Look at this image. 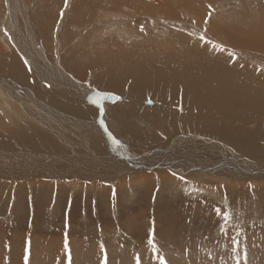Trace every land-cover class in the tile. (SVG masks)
Instances as JSON below:
<instances>
[{
	"label": "bare ground",
	"instance_id": "bare-ground-1",
	"mask_svg": "<svg viewBox=\"0 0 264 264\" xmlns=\"http://www.w3.org/2000/svg\"><path fill=\"white\" fill-rule=\"evenodd\" d=\"M216 4L68 0L65 7L64 0H0V34L3 29L9 34L0 40V74L17 82L20 96L85 100L77 112L91 116L96 111L94 125L111 142L91 145L104 151L102 163L86 161L82 155L94 151L81 148L80 141L75 142L78 150H69L70 137L47 131L0 95V117L11 125L0 138V152L19 148L30 155L19 161L15 154L18 162L6 170L0 162V173L53 177L54 167L66 166L64 177L110 182L132 172L168 174L167 169L176 168V176L212 188L222 181L263 180L264 21L247 11L216 13L210 19L211 9L226 5ZM0 78V90L13 93ZM111 94L116 101L110 102ZM147 98L155 99L150 107L141 105ZM53 100L44 112L52 111L58 99ZM88 120L81 117L86 127ZM111 147L116 153L105 158Z\"/></svg>",
	"mask_w": 264,
	"mask_h": 264
},
{
	"label": "rangeland",
	"instance_id": "rangeland-1",
	"mask_svg": "<svg viewBox=\"0 0 264 264\" xmlns=\"http://www.w3.org/2000/svg\"><path fill=\"white\" fill-rule=\"evenodd\" d=\"M246 1L216 0V5L226 4L225 7L211 9L213 13L208 15L211 19L216 13L234 11L248 15V12L264 21V0ZM8 4L4 2V5ZM7 11L5 8V14ZM144 20L149 24L147 18ZM0 35V40L9 37L8 30L3 29ZM80 41L77 43L79 51L83 48ZM243 52L248 54L252 50ZM30 54L35 57V52ZM22 59L31 65L30 61ZM0 77L14 91L6 93L2 87L1 96L17 104L26 117L40 123L47 131L58 137H70L71 142L66 145L69 150H78L75 142L80 141L81 148L95 152L83 154L84 160L102 163L100 154L104 151L91 145L101 147L111 145V142L94 125L96 111L91 116L86 114L87 111L77 112L86 105L85 100H62L47 94L20 96L15 80L5 74ZM54 98L58 100L52 111L44 112V108L55 103ZM148 100L155 103V99ZM170 115L178 117L177 114ZM82 116L89 119L90 126L84 125ZM7 123L0 117V138L8 135L6 132L11 125ZM96 123L101 124L99 116ZM94 137L100 142L94 143ZM18 149L13 148L4 156L0 152V162L6 165L5 170L18 162L15 154L20 155L19 161L30 156L21 152L24 149L20 152ZM115 153L111 147L105 152V158ZM54 168L53 177L4 176L0 173V264H25L26 256L27 264H103L105 253L107 264H136L137 257L140 264H158L147 244L153 228L159 254L168 264H237V260L240 264H264V176L255 183L242 185L222 181L221 186L212 188L193 184L185 177V180L178 179L181 176L173 174L176 168L167 169L168 174L149 170H143L149 171L147 175L132 172L110 182L64 177L66 166ZM25 170L31 171V168ZM221 187L228 189L222 191ZM215 209H220L221 214H231L228 236L219 229L222 220ZM229 237L241 241L235 251ZM101 245L104 251H101Z\"/></svg>",
	"mask_w": 264,
	"mask_h": 264
},
{
	"label": "snow or ice",
	"instance_id": "snow-or-ice-1",
	"mask_svg": "<svg viewBox=\"0 0 264 264\" xmlns=\"http://www.w3.org/2000/svg\"><path fill=\"white\" fill-rule=\"evenodd\" d=\"M64 2H65V7H67L68 0H64ZM209 7H211V6H209ZM60 15L63 16L64 14L61 13ZM205 22H207V21H205ZM5 35H7V33H5ZM200 39L201 40H205V37L201 36ZM212 46H213V48H221V50H223L222 47L220 45H218V44H213ZM232 55H233V53L230 52L229 56H232ZM25 64H27V61H25ZM93 102L96 103L97 101L94 100ZM105 131H107V129H105ZM109 137L111 138V134L110 133H109ZM113 143L116 144L118 142L113 139ZM174 175H175V173H174ZM178 179L183 180L184 178L181 176V177H178ZM215 212H216V215L220 216L221 220H222V223L219 225V229H220L221 233L223 235H225V236H228L229 233H228V230H227V224L231 221V218H232L231 214L228 213V212H224V213L221 214V210L220 209H215ZM153 224H154V222H153ZM229 238L231 239V243L235 246L234 249H233L235 251V249L239 247L241 241L238 238H234V237H229ZM147 244L151 248L152 252L155 254V256H156V258L158 260V264H168L167 259L163 255L159 254V249L157 248V245L155 243V230H154V228L152 230H150V232L148 234ZM65 247L67 248V244H65ZM101 251H104L103 245H101ZM244 260H245V262L247 260V255L246 254L244 256ZM25 264H27V256L25 257ZM103 264H107V255H106V253H105V256H104ZM136 264H140V258L139 257H137ZM237 264H240L239 260H237Z\"/></svg>",
	"mask_w": 264,
	"mask_h": 264
},
{
	"label": "water",
	"instance_id": "water-1",
	"mask_svg": "<svg viewBox=\"0 0 264 264\" xmlns=\"http://www.w3.org/2000/svg\"><path fill=\"white\" fill-rule=\"evenodd\" d=\"M115 96L116 95H112V94L109 96L110 102L117 100ZM146 105H152V101H150V100L146 101Z\"/></svg>",
	"mask_w": 264,
	"mask_h": 264
}]
</instances>
